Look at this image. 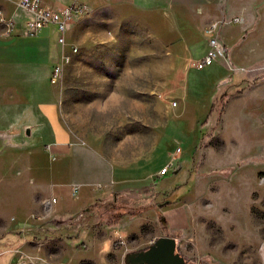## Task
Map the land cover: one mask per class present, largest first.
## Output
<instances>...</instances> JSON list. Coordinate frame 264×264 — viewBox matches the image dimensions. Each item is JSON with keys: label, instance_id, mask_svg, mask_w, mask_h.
Returning a JSON list of instances; mask_svg holds the SVG:
<instances>
[{"label": "rangeland", "instance_id": "1", "mask_svg": "<svg viewBox=\"0 0 264 264\" xmlns=\"http://www.w3.org/2000/svg\"><path fill=\"white\" fill-rule=\"evenodd\" d=\"M184 1L40 0L50 9L80 7L65 44L58 43L56 62L71 46L77 48L56 84L60 113L66 126L87 141L74 151L87 154L93 143L100 145L116 184L103 187L113 190L109 201L95 202L86 216L37 212L30 217L37 225L18 232L5 231L0 222V264L8 259L13 264L18 257L38 264H146L137 254L159 237L173 240L179 264H264V138L260 148L249 153L244 148L247 134L258 142L264 129L249 114L242 117L238 99L224 110L228 97L243 95L264 78V65L249 78L232 72L234 86L210 104L215 72L204 68L202 76L191 64L205 51L200 24L214 9L211 0ZM16 2L0 0V9L15 21L11 35H4L0 24V49L25 51L19 63L35 67L42 87L52 88L44 80L47 57L35 61L32 56L40 44L53 49L55 28L49 25L26 37L23 24L29 16ZM1 35L13 42L2 41ZM171 157L169 171L158 175ZM42 160L49 166L47 152ZM51 181L43 185V197H54V206L68 211V186L58 181L51 186ZM4 195L0 211L6 223L13 216L21 219L24 208L15 210Z\"/></svg>", "mask_w": 264, "mask_h": 264}, {"label": "crops", "instance_id": "2", "mask_svg": "<svg viewBox=\"0 0 264 264\" xmlns=\"http://www.w3.org/2000/svg\"><path fill=\"white\" fill-rule=\"evenodd\" d=\"M211 8L214 11L203 18L200 30L202 33L203 27L211 21H220L217 34L224 46L225 57L206 67H211L217 80L209 97L210 104L221 90L223 94L234 86L233 77L229 78L232 72L246 73L247 78L252 73H260L257 69L264 65V0H211ZM235 18L238 20L235 21ZM1 36L2 41L13 42L11 36ZM202 37L206 51L207 44L203 34ZM180 43L191 48L189 41ZM60 50L56 41L52 50L41 44L38 49L33 50L32 57H35V61L44 57L49 61L45 81H49L51 68L56 63ZM25 56L26 52L23 50L0 49V122L4 126L0 130V193L12 199L16 204L15 210L24 208L21 219L13 216L10 217L13 220L7 223L0 211V222L7 227L5 231L13 232L31 228V225L36 226L30 217L37 212L41 216L46 213L47 217L55 215L61 218L89 215L90 207L95 202L109 201V193L113 192L99 191L96 189L97 184H116L114 167L101 154L100 145L93 143L94 148L87 154L74 151L77 146H85L87 141L74 134L64 123L60 113V92L56 84L49 81L52 88L42 87L43 79L36 75V68L24 67L19 63ZM7 60L15 63L4 64ZM259 63L262 65H258ZM199 73L206 75L204 70ZM235 99L243 102L240 112L242 117L246 119L249 114L252 121L259 122V129H264V78L250 86L243 95L228 97L224 106L225 113L232 109L231 104ZM260 134L262 133L259 132L258 142L251 141L248 134L244 137V148L248 153L256 145L259 148L262 146L264 137L261 138ZM45 151L50 157L49 166L42 160V155H46ZM261 153L264 155V151ZM245 157L243 156L244 159ZM50 180L51 186H54L53 181L65 182L60 185L68 186L72 199L68 211L55 207L57 200L54 197L53 202L50 201L52 198L49 200L43 197V185ZM74 186L76 191L72 193ZM11 261L8 259L3 264H11Z\"/></svg>", "mask_w": 264, "mask_h": 264}, {"label": "built area", "instance_id": "3", "mask_svg": "<svg viewBox=\"0 0 264 264\" xmlns=\"http://www.w3.org/2000/svg\"><path fill=\"white\" fill-rule=\"evenodd\" d=\"M16 6L28 14L23 24L24 35L28 37L35 36L44 27L53 25L56 31V41L60 45L65 44V32L68 28L72 17L80 11L78 5H70L59 9H50L41 4L40 0H17ZM238 19L235 18V21ZM0 24L2 25L3 34L11 35L15 30L14 15L6 14L0 9ZM220 21H211L203 27L202 34L207 40V49L200 59L194 61L191 66L197 70H202L213 64L217 59L225 57V49L218 38V28ZM77 51L75 46H71L68 52H63L58 62H56L50 71L49 81L51 84H57L63 66L69 63L71 56ZM175 158L171 157V161L167 162L158 172L163 176L169 171V167L173 164ZM106 185L98 184L97 190H103ZM76 191V186L72 188V193ZM51 202L54 201L52 198Z\"/></svg>", "mask_w": 264, "mask_h": 264}, {"label": "water", "instance_id": "4", "mask_svg": "<svg viewBox=\"0 0 264 264\" xmlns=\"http://www.w3.org/2000/svg\"><path fill=\"white\" fill-rule=\"evenodd\" d=\"M172 250L173 240L159 237L146 251L137 254L138 260L146 264H177L178 261L176 262Z\"/></svg>", "mask_w": 264, "mask_h": 264}, {"label": "bare ground", "instance_id": "5", "mask_svg": "<svg viewBox=\"0 0 264 264\" xmlns=\"http://www.w3.org/2000/svg\"><path fill=\"white\" fill-rule=\"evenodd\" d=\"M19 255V254H18ZM38 264L37 260H27L26 257H22V260H20L19 258H17L16 260H14L13 264Z\"/></svg>", "mask_w": 264, "mask_h": 264}, {"label": "trees", "instance_id": "6", "mask_svg": "<svg viewBox=\"0 0 264 264\" xmlns=\"http://www.w3.org/2000/svg\"><path fill=\"white\" fill-rule=\"evenodd\" d=\"M113 207H115V206H113ZM132 213V212H131ZM120 218V215L119 216H117L116 218H112V219H108V221H117L118 219ZM18 238H17V241L18 242H23V239H21L19 236H17ZM10 249H12V247H10Z\"/></svg>", "mask_w": 264, "mask_h": 264}]
</instances>
